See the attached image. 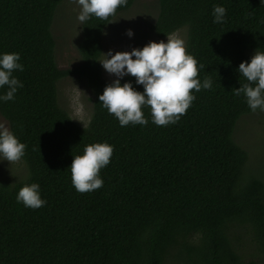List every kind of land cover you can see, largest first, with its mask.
I'll list each match as a JSON object with an SVG mask.
<instances>
[{
    "label": "trees",
    "instance_id": "trees-1",
    "mask_svg": "<svg viewBox=\"0 0 264 264\" xmlns=\"http://www.w3.org/2000/svg\"><path fill=\"white\" fill-rule=\"evenodd\" d=\"M60 2L0 0V52H19L24 66L13 73L23 86L0 113L25 144L30 169L23 181L0 182V264H264V180L245 173L248 152L233 137L251 110L232 92L244 80L240 61L264 50V0H158L151 29L165 37L186 27V51L205 65L198 77L212 79L179 120L159 126L147 107L148 123L125 126L101 107L110 82L98 60L106 20L82 25L79 66H58L52 23ZM215 4L226 9L222 23L213 22ZM72 74L93 91L85 126L59 104L57 82ZM125 80L142 91L133 76ZM100 141L113 145L103 185L77 192L72 157ZM33 181L46 200L35 209L15 199Z\"/></svg>",
    "mask_w": 264,
    "mask_h": 264
},
{
    "label": "clouds",
    "instance_id": "clouds-1",
    "mask_svg": "<svg viewBox=\"0 0 264 264\" xmlns=\"http://www.w3.org/2000/svg\"><path fill=\"white\" fill-rule=\"evenodd\" d=\"M79 6L76 19L78 25H85L92 16L107 22L126 0H75ZM226 9L222 4L212 8L213 22L222 23ZM131 37L133 31L126 29ZM164 40H149L143 46L130 50L108 49L98 59L107 73L114 78L106 83L98 100L101 107L114 115L121 126L128 124L145 125L148 118L143 109L147 107L150 119L155 125L175 123L194 100V91L212 87V79L198 77V70L205 65L186 51V40L179 35H167ZM19 52H0V102L13 100L23 82L14 75L22 71ZM239 76L244 78L239 87L232 88L236 96L243 94L248 108L264 112V50L255 49L251 57L241 60L237 66ZM130 75L135 84L142 85V91L133 82L121 77ZM25 144L5 125L0 124V160L17 161L23 157ZM113 145L106 141L92 142L83 151L73 155L70 165L71 184L77 192H91L103 185L100 169L110 162ZM15 199L25 207L39 208L46 203L41 196L37 182L23 183Z\"/></svg>",
    "mask_w": 264,
    "mask_h": 264
},
{
    "label": "rangeland",
    "instance_id": "rangeland-1",
    "mask_svg": "<svg viewBox=\"0 0 264 264\" xmlns=\"http://www.w3.org/2000/svg\"><path fill=\"white\" fill-rule=\"evenodd\" d=\"M78 10L79 6L75 0H61L54 14L52 32L56 41L55 57L62 69L75 68L83 61L79 50L82 25H78L80 22L76 19ZM158 12V0H136L130 8L118 13L113 18L114 21L109 22L104 29L103 52L108 49L113 52L130 50L132 47L143 46L149 40L166 39V36L160 37L151 29ZM129 28L133 31L131 37L126 35L125 31ZM173 34L187 40L186 27L170 35ZM103 73L109 81L114 78L104 68ZM57 87L59 104L76 122L87 125L93 112V91L87 79L76 74L67 75L58 80ZM0 124L10 129L8 120L1 113ZM233 137L248 152L245 173H256L264 180V112L257 110L242 114L236 123ZM29 171V166L23 158L13 162L0 160V182L23 181L27 179ZM170 264L179 262L172 259Z\"/></svg>",
    "mask_w": 264,
    "mask_h": 264
}]
</instances>
